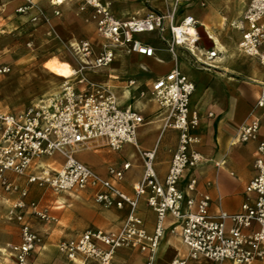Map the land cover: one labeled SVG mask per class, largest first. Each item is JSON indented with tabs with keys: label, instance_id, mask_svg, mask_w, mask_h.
<instances>
[{
	"label": "built area",
	"instance_id": "built-area-1",
	"mask_svg": "<svg viewBox=\"0 0 264 264\" xmlns=\"http://www.w3.org/2000/svg\"><path fill=\"white\" fill-rule=\"evenodd\" d=\"M16 9L17 15H28L35 8L32 0H24ZM165 11L150 9L144 17L131 16L118 19L111 12V4L102 0H79L78 9L89 14L100 45L95 52L90 41L80 40L73 50L80 58L79 68L61 84L60 91L47 98L31 103L18 113L0 112V186L7 194H17L18 200L11 206L9 215L19 227L20 241L8 245V254L17 264H27L31 252L41 243L33 231L29 218L48 222L54 218L36 202H26L27 186L50 189L56 194L93 189L94 202L105 208L128 209V215L117 232L86 230L76 237L57 244V251L74 264H114L116 252L121 249H138L148 253L146 264H153L155 253L165 234L168 216L173 219L170 233L179 235L192 261L205 259L211 264H253L264 262V139L258 141L253 168L255 177L245 187L247 195L254 199L245 201L237 214L220 212L209 214L210 197L196 194V182L191 180L186 191V211L182 204L184 192L179 188L186 171L201 165L205 160L197 150L200 140L193 135L199 117L190 110V100L195 85L177 67L156 79L150 87V97L168 115L164 128L178 132V142L163 181L154 169L155 151H141L143 163L142 180L127 194L119 188L130 164L122 168L108 169L109 178H102L79 162L78 150L93 142L104 141L108 149L118 152L123 145H136L137 132L145 123L136 111L118 107L117 99L107 85L90 81L84 73L109 67L115 59V50L136 54L145 58L155 56L150 41L143 35L155 34L165 50L175 58L176 49H182L193 62L209 68L217 57L214 49L205 50L199 43L198 23L191 16L177 22L181 0H163ZM148 6L149 0L145 2ZM55 5H60L56 0ZM204 6L203 3H201ZM56 16L59 13H54ZM43 14L38 11L31 16L39 22ZM264 0H249L241 21L235 25L240 31L239 52L256 58L264 66ZM0 18V24H1ZM145 71L144 68H142ZM9 72L2 67L0 74ZM75 79V83L71 81ZM79 85L78 86H76ZM134 81L128 85L133 86ZM143 96V94H141ZM255 108L264 109V86L257 98ZM260 122L249 118L236 134L235 141L246 144L257 141ZM59 155L63 159L57 171L37 164L41 158ZM14 178H25V186ZM156 215L154 230L149 234L144 222L137 215L140 199ZM258 226L257 231L251 228ZM171 264H188L177 257Z\"/></svg>",
	"mask_w": 264,
	"mask_h": 264
},
{
	"label": "crops",
	"instance_id": "crops-1",
	"mask_svg": "<svg viewBox=\"0 0 264 264\" xmlns=\"http://www.w3.org/2000/svg\"><path fill=\"white\" fill-rule=\"evenodd\" d=\"M35 8L30 14L23 17L30 20L32 15L40 11L43 17L48 20L45 23L42 18L38 23L42 24L43 29L52 28L56 35L59 36L63 43H68L70 49L80 40L90 41L97 52L100 41L96 34L94 25L89 21L87 12L81 13L78 9L79 0H58L60 5H55L56 0H32ZM111 4V12L118 19H127L131 16L139 18L144 17L150 9L165 11V3L163 0H149L148 6L146 0H102ZM192 0H181L182 2ZM24 0H0V32H4L6 22L8 26H14L16 20L10 21L12 15L15 14L17 8L24 4ZM249 2V1H248ZM247 3L236 1H225L228 11L223 12L213 8L207 9L203 15L196 14L197 9H201L198 4L183 6L178 11L177 22L185 16H191L206 30L208 29L219 40L225 49V53L221 54V60H218V52L213 49L217 57L212 61L209 68L199 69L195 65L191 57L182 49H176L175 58H173L164 48L163 44L152 46L155 49V57L153 59L145 58L136 54L128 55L124 50H118L117 59L109 67L90 72L86 71L84 75L90 81L98 84L107 85L117 99L118 107L121 109L130 108L145 117L141 112L145 109L144 115L155 114L154 121L146 122L139 128L145 126H153L155 139L152 145L142 146L139 143L137 132L136 145H123L118 152H112L102 140L95 142V146L91 150H83L78 152L76 159L102 178H109L108 169H120L124 164H130V168L124 173V179L119 184V188L127 194L133 193V186L142 180L143 163L140 156L141 151H155L154 169L160 181L166 177L172 155L176 149L178 142V132L164 128V122L168 115L167 109H161L150 97L151 84L161 76L166 75L174 67L187 77V79L195 85V92L190 100V110L195 112L199 117V124L192 132L199 138L200 143L196 146L197 150L204 157V162L185 172L180 182L179 188L184 192L185 199L182 204L183 211H186V199L190 194L186 191V186L191 180H195L196 194H205L210 197L209 214L216 216L221 211L228 214H237L241 210L242 204L247 200L254 199V195H247L245 187L248 182L255 177L253 168L256 158V148L258 141L264 139V109L255 108L257 98L260 94L262 86H264V66L261 65L256 58H244L240 56L238 50V42L241 37L239 30L236 33V43L225 44L220 36V27L226 22L233 26L241 21ZM180 8V7H179ZM58 12L56 16L54 13ZM16 19V18H15ZM264 23V21H262ZM208 35V33H207ZM209 37V35H208ZM210 39V37H209ZM212 42V41H211ZM213 43V42H212ZM71 50V51H72ZM264 50V48H262ZM161 51L167 53L165 57H160ZM73 55H77L72 51ZM240 53V54H238ZM78 65L74 70L79 68L80 58L76 57ZM125 60L123 68L120 71V61ZM116 60V61H115ZM160 61V62H158ZM143 62L147 66L148 63H155V72L150 71L143 65L147 73L145 82L149 92L141 91L138 84L139 71L134 70L136 63ZM58 64L55 69L60 72L62 78L69 79L70 76H64L63 71H74L70 66ZM148 67V66H147ZM75 81V79H74ZM134 81L133 86H129L128 82ZM79 87V85L76 84ZM143 94L144 97H140ZM144 99L146 104L140 109L139 100ZM146 105L149 107L146 108ZM257 118L260 122V131L257 141H251L246 144L235 141L239 128L246 123L249 118ZM167 135V141L163 144L164 151L162 157L157 161V155L161 149L163 138ZM102 149H95V147ZM127 147L136 151L134 154L130 152L127 157L118 158L108 157V153H121ZM82 153V154H81ZM59 158V159H58ZM137 159L141 174L137 179H128L126 173L131 170L134 165L131 159ZM157 161V162H156ZM43 168L57 171L63 164V159L59 155L51 158H41L37 162ZM157 166V167H156ZM10 180H15L21 186H25V178H14L7 175ZM47 189V188H45ZM28 195L26 202H38L39 206L47 209L54 218L53 221L43 222L33 218H29L31 227L41 238V244L28 257L27 264H74L68 262L57 251V244L67 238L76 237L86 230H101L106 233L117 232L128 215V209L117 210L115 208L105 209L94 202L93 189L87 188L83 191L71 193H60L52 204H48V197H45L48 190L43 191V197L38 198V194L42 191L35 186H27ZM0 192L5 196L7 209L18 200L17 194H7L0 186ZM56 194V193H55ZM38 198V199H37ZM137 215L144 222L146 231L151 234L154 230L156 215L147 207L145 198L140 199ZM17 228V239H13L18 244L20 241L19 227L15 220L11 221ZM173 219L168 216L165 222V234L159 243L155 253L153 264H171L172 260L177 257L185 258L188 264H211L208 260L199 259L192 261L187 258L188 250L182 244L179 235L170 233ZM253 231L258 230V226L253 225ZM5 261L8 264H17L15 259L9 257ZM148 253H142L138 249H121L116 252L114 264H146ZM163 262V263H162ZM223 264H231L226 261ZM253 264H264V262H256Z\"/></svg>",
	"mask_w": 264,
	"mask_h": 264
},
{
	"label": "rangeland",
	"instance_id": "rangeland-1",
	"mask_svg": "<svg viewBox=\"0 0 264 264\" xmlns=\"http://www.w3.org/2000/svg\"><path fill=\"white\" fill-rule=\"evenodd\" d=\"M225 1L228 0H192L189 2L183 1L179 6V10L186 5L195 6L196 4H198L201 8L196 10V14L198 15H203L207 9L209 10L213 7L214 9L222 11L223 13L227 12L229 8H227V6H224ZM229 1L239 2V0ZM241 1L247 3L249 0ZM201 3H203L204 6H202ZM23 17H26V15H12L10 21L16 20L14 21L15 25L13 27L8 26L7 22L9 20H7L4 32H0V69L2 67L9 68L8 73L0 74V112L18 113L26 109L31 103L35 101L42 98H47L53 94L58 93L64 79L62 78V75L59 71L57 73H53L54 70H58L55 69L56 66L58 64H63L70 67L72 66L71 69L74 71V68H76L78 65V61L73 55L68 43H63L59 36L56 35L53 30H51L52 28L43 29L41 23L32 22L31 20L24 19ZM44 22L47 23L48 20L45 19ZM219 27L220 36L223 38V43L227 45L236 43V33L238 31L234 25L231 26L226 22L224 25H221ZM141 39L150 41V44L154 47L161 45L155 34L143 35ZM114 52L115 59H117L118 50H115ZM166 55L167 53L164 51H161V53L159 54L160 57H165ZM240 56L248 58L242 54H240ZM125 60L126 59L124 58L120 61L121 65L117 68L119 71L123 68ZM140 65H143L150 71L152 70L155 72V63H148V67L143 62H140L138 64L136 63L133 66V69L135 71H139L138 77L141 82L138 84V86L141 87V91L145 92L144 96H146V93L150 90H147L148 87L145 84L148 76L147 73L141 71ZM195 66L201 69V66ZM71 81L73 83L76 82L74 81V78H71ZM145 104L146 101L144 99H140L139 106L137 107H139L140 109H145L142 107ZM147 107H149V105H146V108ZM145 111L146 109L141 112L145 117V121H154L155 114L144 115ZM138 135L139 143L142 146L152 145L155 139L153 126H143L139 130ZM166 141L167 135L162 140L161 149L159 150V153L157 155V161H159L162 157L161 153L164 151L162 146ZM94 146L95 142H93L89 147L85 149L78 150L77 153L82 152L83 150H91ZM95 149H102V147L96 146ZM130 152H133L134 154L136 153L133 148L127 147L121 153L112 154L109 152V155L107 156L111 158H118L122 156L127 157ZM131 161L134 167L126 173V177L128 179H137L141 174V169L136 158L131 159ZM37 188L42 191V194L37 195L38 198L43 197L42 195L44 190H48L46 192L48 194L45 197H48L49 205L52 204L55 198L58 196L50 189L40 187ZM4 199L5 196L0 192V264L9 263L5 261V256H7L6 253L8 254L6 248L8 247V245H14L12 243L15 242L12 240L15 238L17 239V228L11 222L14 219L9 215L10 209H7V204ZM9 257L13 259V257H11L10 255Z\"/></svg>",
	"mask_w": 264,
	"mask_h": 264
},
{
	"label": "bare ground",
	"instance_id": "bare-ground-1",
	"mask_svg": "<svg viewBox=\"0 0 264 264\" xmlns=\"http://www.w3.org/2000/svg\"><path fill=\"white\" fill-rule=\"evenodd\" d=\"M234 26H235V24H234ZM207 32L206 33H208V35H209V37H210V40L213 42V44H214V47H215V50L218 52V54H219V57L217 58L218 60H221V59H223L222 58V56H221V54H224L225 53V49H224V47H223V45L219 42V40L212 34V32H210L208 29L206 30ZM71 48V47H70ZM72 50V49H71ZM73 51V50H72ZM75 53V52H74ZM77 57V56H76ZM155 57V56H154ZM154 57H152V58H150V59H153ZM77 60H79L78 58H77ZM158 62H160V61H158ZM112 64H114V63H112ZM57 67V66H56ZM53 73H57L55 70H54V72ZM63 74H64V76H70V75H72V74H74L72 71L71 72H68L67 70H64L63 71ZM65 81H67V78H65L64 79V81L63 82H65ZM163 263V262H162Z\"/></svg>",
	"mask_w": 264,
	"mask_h": 264
},
{
	"label": "water",
	"instance_id": "water-1",
	"mask_svg": "<svg viewBox=\"0 0 264 264\" xmlns=\"http://www.w3.org/2000/svg\"><path fill=\"white\" fill-rule=\"evenodd\" d=\"M197 34L199 37V43L202 48H204L205 50H210L213 48V43L209 39L207 33L205 32L202 26L197 27Z\"/></svg>",
	"mask_w": 264,
	"mask_h": 264
}]
</instances>
